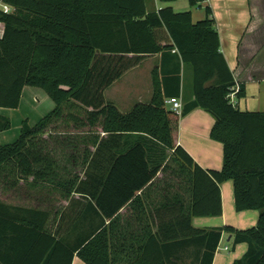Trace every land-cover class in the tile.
<instances>
[{
  "label": "trees",
  "instance_id": "obj_1",
  "mask_svg": "<svg viewBox=\"0 0 264 264\" xmlns=\"http://www.w3.org/2000/svg\"><path fill=\"white\" fill-rule=\"evenodd\" d=\"M188 1L194 6L203 0ZM4 2L13 10L0 11V106L18 107L25 85L43 88L54 106L33 124L24 118L19 136L0 144V190L42 202L52 194L57 203L0 197V264H71L74 253L87 264H212L223 231L232 233L233 244L247 242L232 264H264V110L240 108L243 82L236 103L227 96L236 81L211 7L194 22L190 10L149 11L146 0ZM157 54L148 101L123 111L105 97V88ZM181 63L192 69V93L177 112L165 98L180 92ZM195 107L215 115L210 135L223 143L221 168L201 166L176 139L179 117ZM10 126V117L0 113V130ZM89 144L116 149L109 166L92 158L81 178L62 160L83 164ZM159 170L169 176L168 219L157 233H142L135 253L118 255L106 219ZM227 179L234 183L237 210H260L256 224L194 226V215L222 213L220 183ZM63 200L72 212L66 213ZM41 242L47 246L38 254Z\"/></svg>",
  "mask_w": 264,
  "mask_h": 264
},
{
  "label": "crops",
  "instance_id": "obj_2",
  "mask_svg": "<svg viewBox=\"0 0 264 264\" xmlns=\"http://www.w3.org/2000/svg\"><path fill=\"white\" fill-rule=\"evenodd\" d=\"M203 1L208 3V6L212 9L219 34L220 50L233 72L236 84L241 82L245 84L246 93L238 100L240 108L264 110V0ZM171 2L146 0V5L147 9L151 11L159 10L164 6H170L166 4ZM171 7L173 8V6ZM190 11L192 12L194 22L203 19L206 15L205 12L200 10L194 9ZM147 59L154 61L150 71L160 64V54ZM144 61L130 70L141 67ZM180 71V92L179 94L170 96H178L183 103V96H189L192 93V69L189 65L181 63ZM126 73L107 88L118 83ZM138 75H134L132 85L119 83L116 87L122 93L123 100L121 101L126 102L128 101L127 96L131 94L135 95V99L137 100L132 106L139 101H148L152 93V77L148 78L146 76L145 81H140ZM39 88L25 85L18 107L0 106V113L9 116L11 119V126L0 130V144L12 142L19 136L24 118H28L29 122L33 124L44 115L37 112V106L34 107L37 100H40V97L45 99L44 93ZM107 88H105V91ZM170 96L165 98L166 102ZM106 98L112 100V98ZM112 101L115 102L114 100ZM23 104L26 108H24ZM28 105L34 107V112H29ZM167 106L171 107V103L167 102ZM215 119V115L203 107H195L179 117L176 133L177 141L192 155L197 163L205 168H221L223 165V143L212 138L210 135V130ZM100 135L106 136L107 133L101 132ZM88 147L91 153L83 164L81 159L80 162L79 160H75V158H71V161H68L66 158L62 160L67 165H72L81 178L86 177L85 172L88 162L92 158H96L100 166H109L110 153L116 149L115 146L110 145L89 144ZM97 148H99L98 154L94 155ZM168 181L169 176L167 173L159 170L156 177L152 180V184L150 183L140 190L137 193L138 195L123 205L113 217L106 219L107 224L112 221L113 239L115 242L114 249H116L118 255L126 254L128 251L130 254L135 253L143 241L142 233L150 230L153 233H157L160 224L164 220L167 221L170 196L166 186ZM164 186L166 187L164 188ZM220 189L222 213L218 215H194L192 217V224L194 226L209 228L232 224L238 228H246L256 224L260 212L259 209L249 208L239 211L235 208L234 183L232 179L221 182ZM73 196L79 198L81 194L76 192ZM0 197L13 203H30L38 206L49 205L51 207L52 204L57 203L56 195L52 194L48 196L49 202H42L36 199L35 195L29 198L24 193L19 194L11 191L0 190ZM63 203L65 204L66 213L72 212L69 200H63ZM158 206H161L159 212L157 211ZM57 222L58 218L51 225L53 231L56 230ZM62 227L60 232H66L68 224L65 223ZM46 246L47 243L41 242L38 247V254L43 252ZM246 249L247 242L242 241L233 244L232 233L223 231L212 264H232L233 260L240 257ZM47 251L48 248L45 250L44 255L48 253ZM44 257L46 258L47 256ZM71 264L87 263L77 253H74Z\"/></svg>",
  "mask_w": 264,
  "mask_h": 264
},
{
  "label": "rangeland",
  "instance_id": "obj_3",
  "mask_svg": "<svg viewBox=\"0 0 264 264\" xmlns=\"http://www.w3.org/2000/svg\"><path fill=\"white\" fill-rule=\"evenodd\" d=\"M166 5L173 6L175 11H185V10H194L195 9V10H200L202 12H205V7H206V5H208V3L201 1L198 4L191 6L189 4L188 0H177L175 2L167 3ZM196 15H197V13H196ZM153 62H154L153 60L146 59V61H144V63L141 65V67H139L135 70H130V71L128 70L126 75L121 80H119L118 83L114 84L113 86L107 88L106 91H104L105 97L112 98V100L115 101V103L118 105V107L121 110L129 109L130 106H132V104L137 100V99H135V95L131 94V95L127 96L128 101H126V102L121 101V100H123L122 93L120 91H118L116 87L119 85V83L132 85L131 84L132 80L134 79V75H136V74H139L138 76H139L140 81H145L146 76H148V78H150L151 73H152L151 72L152 69L150 71V68L153 66ZM36 87H38V86H36ZM39 89H41V91L44 93L46 100L42 99L40 97V100H37L36 104L35 105L33 104V105H34V107L37 106V112H39L40 114L42 113V115H43L52 108V105L54 106V101L43 88L40 87ZM25 99H28V98H25ZM129 103H130V105H129ZM28 107L30 109L29 112H31V113L34 112L33 111L34 107H32L31 105H28ZM24 108H26L25 105H24Z\"/></svg>",
  "mask_w": 264,
  "mask_h": 264
},
{
  "label": "built area",
  "instance_id": "obj_4",
  "mask_svg": "<svg viewBox=\"0 0 264 264\" xmlns=\"http://www.w3.org/2000/svg\"><path fill=\"white\" fill-rule=\"evenodd\" d=\"M12 10H13V7L11 5L5 3L4 0H0V11L8 13V12H11ZM3 34H4V23L0 20V37L3 36ZM238 89H239V85L235 84L232 87V90L227 95L233 103L237 102L236 93ZM167 102L171 103L170 108L176 110L177 112H181L183 103L178 96L168 97Z\"/></svg>",
  "mask_w": 264,
  "mask_h": 264
}]
</instances>
